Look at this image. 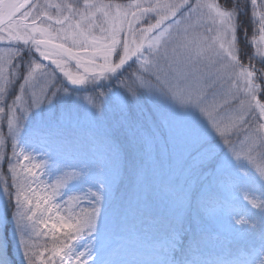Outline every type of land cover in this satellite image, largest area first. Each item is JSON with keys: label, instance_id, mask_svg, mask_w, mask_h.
Wrapping results in <instances>:
<instances>
[{"label": "snow or ice", "instance_id": "snow-or-ice-1", "mask_svg": "<svg viewBox=\"0 0 264 264\" xmlns=\"http://www.w3.org/2000/svg\"><path fill=\"white\" fill-rule=\"evenodd\" d=\"M250 3L249 15L242 0L155 6L85 0L83 10L78 3L0 0V46L7 48L0 56V120L7 123V136L0 133V264L9 258L11 264H105L98 250L108 225L162 218L149 179L158 146L169 172L159 186L173 218L168 244L174 256L181 254L169 264H216L196 258L201 233L193 231L187 247L181 241L191 231L186 218L205 206L203 186L185 174L194 178L212 161L213 173L222 175L264 148V138L245 127L264 119V50L257 46V67L251 55L245 65L240 47L241 31L247 40L253 20L259 42L252 43H264V4L257 19L258 0ZM14 88L19 94L9 103ZM72 92L85 93L86 107L62 99ZM106 109L111 163L96 166L101 180L90 179L93 167L85 160L63 165L74 159L40 148L48 159L34 162L20 147L23 141L35 151L50 143L74 110L102 118ZM256 131L264 132V123ZM238 132L244 135L239 146L231 139ZM49 167L54 179H45ZM256 171L264 179V166Z\"/></svg>", "mask_w": 264, "mask_h": 264}, {"label": "rangeland", "instance_id": "rangeland-1", "mask_svg": "<svg viewBox=\"0 0 264 264\" xmlns=\"http://www.w3.org/2000/svg\"><path fill=\"white\" fill-rule=\"evenodd\" d=\"M245 1L249 4L250 12H252L250 0ZM39 2L43 4L44 0H39ZM52 2L80 3L81 10H83L85 0L82 2L79 0H52ZM90 2L97 4L119 3L107 2L105 0H90ZM134 2L135 0L119 4L126 6ZM142 2L155 6L157 4L170 3L172 0H142ZM260 4H264V0H258V7L255 9L257 19L261 13ZM151 15L154 16L155 13ZM198 22V20L193 21V23ZM258 28L259 25L253 20L251 27L253 33L248 34L249 38L247 36V40H245L242 32L240 35V40L253 50V56L256 60H260V57L256 55L257 46L264 50V43H259V45L252 43L253 39L259 42ZM201 31H203V27ZM247 51V49H244V52ZM5 55H7L6 46H0V56ZM70 70L75 72L72 66H70ZM38 87L39 84L37 85V89ZM103 90L107 91L106 89ZM17 94H19L18 88L12 89L9 103H11V97ZM83 95L85 93L72 92L68 97L62 96V99L70 100L73 104L84 108L86 107V102L82 98ZM160 113L162 116L167 115V110L161 106ZM230 113L231 109L228 108L223 111L225 117ZM111 122L112 115L107 109L102 118L90 115H76L74 110L72 117L60 129L58 135L65 134L64 136H66L68 134L71 137H77L79 140L74 141L78 142V144L82 141L80 139H83L81 136L85 131L90 134L102 133L108 137ZM260 123H264V119H250L249 124L245 125V127L250 128L257 137L264 138V132L256 131ZM0 133L7 136L6 121L0 120ZM58 135L48 144L37 145V150L35 151L23 141L20 142V147L25 148L26 151L32 154L34 162L48 159L44 151L39 150L40 148L51 151L57 158L71 156L74 159L63 161V165L74 164L76 163L75 160H85L93 167L90 179L94 181L103 179L96 172L95 168L99 166L106 169L111 163L108 156L100 153L96 149V145L92 143H90L84 153L77 152L74 154L69 147H65L62 144L64 136L58 138ZM231 139L239 146L240 141L244 139V135L242 132H238L233 134ZM84 140L86 141V139ZM103 145L109 146V141L107 140L106 144L103 142ZM154 152L159 155L157 169L159 170V174L162 173L160 182H164L165 184L168 182L169 172L164 150L158 146ZM262 156H264V148L257 146L252 153L253 159L250 161L242 157L239 163L243 166L234 171L229 169L222 175L214 174L213 169L215 165L212 161H208L203 166L201 172L194 178L185 174L186 179L194 180V182L201 178V182H203L202 186H205V206L201 209L203 220H198L197 225L194 227V231L201 233L203 236L200 250L195 253L196 258L211 260L216 262V264H259V261L264 258V235H258L256 237L257 240H252L249 235L246 236V232L250 229L252 223L257 225L264 223V179L256 171L258 165L264 166V158ZM49 164L51 165V161H49ZM63 170L73 171L74 169L70 166H64ZM48 171L52 175L51 177L46 176L45 179H54L57 174L56 170L49 167ZM165 199L164 194L158 191L154 200V206L156 213L163 219L166 218L168 224H172L173 218L171 214L164 211ZM253 203L259 205V207H253ZM81 207H84V205H81ZM2 212L3 208L0 207V213ZM238 220H244L245 223L239 224L237 223ZM187 229H191V231L186 233L192 234L193 227L188 226ZM156 231V226L151 223L143 224L140 220L134 226L127 225L126 223L122 225L115 221L102 231L101 245L98 250L99 259H102L105 264H169L173 259H180V252H176L174 256L169 247L168 238H170L171 233L163 236L159 234L160 232ZM186 233L181 234L180 237L185 247H187L192 237L186 240ZM155 235L158 236L156 237ZM80 250L83 249L81 248Z\"/></svg>", "mask_w": 264, "mask_h": 264}, {"label": "trees", "instance_id": "trees-1", "mask_svg": "<svg viewBox=\"0 0 264 264\" xmlns=\"http://www.w3.org/2000/svg\"><path fill=\"white\" fill-rule=\"evenodd\" d=\"M79 1L82 2L83 0H79ZM105 1H107V2H119V3H122V2L132 1V0H105ZM242 3H244L246 5V7L248 9V12H249V15H250L251 12H250V6H249V4L245 0H242ZM245 27H247L246 24H245ZM244 30L245 29H242V31H241L242 32V35H243ZM252 33L253 32L250 29L249 32H248V34L250 35ZM249 35H248V38H249ZM240 47L243 50L244 49H247L248 50L247 52H245V55H244V63H245V65H247L250 62L248 60V56L249 55L253 56V50L250 47L246 46L242 42V40H240ZM251 63H253L257 67H259V60L253 59V60H251ZM106 86H107V82H105V87H104V89L107 90V87ZM64 135L65 134H59L58 135V138H60V137H62ZM81 137H83V139H80L82 141H80L79 144H78V142L74 141V140H79L77 137L74 138V137H71L68 134H66V136L63 137V143L62 144L65 147H69L71 149L72 153L75 154L77 152L84 153V151L86 150V148L90 145V143H92V144H95L96 145V149L100 153L105 154L106 156H108V159L111 160V150H110V147L107 146V145H103V142H105V144L107 143L108 137L104 136V134H102V133H100V134L99 133H96V134H93L92 133V134H90V133H88L86 131L82 134ZM84 139H86V141ZM86 144H88V145L86 146ZM153 155H154V159L158 163V160H159L158 153H155L154 152ZM161 176H162V173L159 174V170L157 169V165H156L155 168L149 169V179H150L151 183L157 188L156 194H158L159 186L164 184V182H160ZM201 180L202 179L199 178L195 182H197V183H199V184L202 185L203 182H201ZM203 188H205V186H203ZM263 201H264V199H263ZM202 218H203V215H202V211L201 210L199 212H196L193 215H189L186 218V220H185V228H187L188 225H191L194 228L196 226V224H197V221L198 220H203ZM138 220H140L141 223H143V224H150V223H147V222L141 220L140 218H129L126 222H121V221H116V222L117 223H121L122 225L126 223L127 225H131V226L133 225L134 226V225L137 224ZM153 225L157 227V231L156 232H160L159 234H162V235L170 233L169 231L174 226L173 225V222H172V224H168L166 218H164V219L161 218L158 223H154ZM261 234L264 235V223H262V224L259 223V225L252 223L250 225V229L247 232V235L246 236L249 235V237L252 240H257L256 237H258V235H261ZM258 241H262V240H258ZM37 243L42 244L43 243V238H40L37 241ZM9 264H11L10 258H9Z\"/></svg>", "mask_w": 264, "mask_h": 264}, {"label": "clouds", "instance_id": "clouds-1", "mask_svg": "<svg viewBox=\"0 0 264 264\" xmlns=\"http://www.w3.org/2000/svg\"><path fill=\"white\" fill-rule=\"evenodd\" d=\"M259 264H264V258L259 261Z\"/></svg>", "mask_w": 264, "mask_h": 264}, {"label": "water", "instance_id": "water-1", "mask_svg": "<svg viewBox=\"0 0 264 264\" xmlns=\"http://www.w3.org/2000/svg\"><path fill=\"white\" fill-rule=\"evenodd\" d=\"M44 63H45V64H47V62H46V61H45Z\"/></svg>", "mask_w": 264, "mask_h": 264}]
</instances>
